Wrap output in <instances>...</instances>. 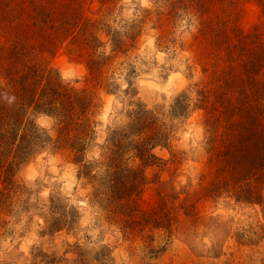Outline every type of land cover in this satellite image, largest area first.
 I'll return each mask as SVG.
<instances>
[{"label":"rangeland","instance_id":"rangeland-1","mask_svg":"<svg viewBox=\"0 0 264 264\" xmlns=\"http://www.w3.org/2000/svg\"><path fill=\"white\" fill-rule=\"evenodd\" d=\"M116 3L117 0H0V80L4 82L0 92L16 96L12 105L0 97V226L10 212L13 194L30 191L17 186L13 179L16 168L29 158L36 143L42 147L43 140L48 139H41L30 112L56 116L62 124L55 141L57 150L68 160L82 161L85 137L91 138L89 123L97 107L96 93L106 87L112 61L134 50L140 34V26L135 23L125 33L127 42L120 39L118 31L111 33L113 56L94 59L100 44L95 32L101 26L109 29L102 24L103 17ZM178 8L192 9L201 22L188 44L204 75L202 82L194 85L200 98L197 111L202 110L204 115L206 153L197 189L189 192L181 187V198L174 188L183 152L173 153L167 161L151 153L156 144L171 152L169 131L163 122L157 123L156 115L146 111L142 102L128 113L135 117L127 124L128 131L114 129L110 134L104 175L90 176L92 165H85L82 173L90 181L98 180L93 198L106 211V218L120 226L133 253L135 241L143 240L147 251L139 258L140 264H151L153 260L156 264H205L200 257L208 253L195 250L189 233L194 235V229L202 224L222 227L215 218H206L208 205L215 206L222 195L237 204H259L264 211V0H172L166 13L157 9L154 26L160 31L158 47L163 44L167 48L165 41L178 18ZM146 18H151V13H146ZM180 46L184 47L183 43ZM67 61L84 64L88 69L79 91L60 83L56 67ZM133 72L134 68H130V74ZM188 99L186 91L177 95L170 116H186ZM133 134L140 140L129 139ZM133 149L135 156L128 158L133 166H129L124 154ZM50 202V212L60 215H53L40 235L47 233L51 238L60 228L71 230L78 214L74 207L66 212L64 204L51 196ZM27 208L25 201L23 210ZM258 226L259 232L249 224L247 229L230 234L231 243L218 239L210 249L211 258L219 259L227 253L229 259L222 264H247L244 250L254 249L264 240V224L258 222ZM157 231L164 243L153 247ZM248 231L257 239H245ZM224 235H228L227 229ZM173 236H183L193 255L185 253L176 258L169 251ZM66 251L77 254L72 264H91L90 250L79 244ZM37 256L44 264H67L63 254L57 257L53 252L49 256L40 249L33 253V264ZM92 260L109 264L110 249L101 246L92 254ZM260 264H264V258Z\"/></svg>","mask_w":264,"mask_h":264},{"label":"clouds","instance_id":"clouds-1","mask_svg":"<svg viewBox=\"0 0 264 264\" xmlns=\"http://www.w3.org/2000/svg\"><path fill=\"white\" fill-rule=\"evenodd\" d=\"M171 3L172 0H117L113 10L103 17L102 24L108 25L109 29L106 31L101 26L96 30L95 36L100 44L95 48L94 59L113 56L111 33L118 31L120 39L127 42L125 33L135 23L140 26V34L134 50L112 61L106 73V87L96 93L97 107L89 123L91 138L85 137L81 162H74L73 158L68 160L57 150L55 141L62 124L56 116L45 112L29 113L41 139H48L43 140L42 147L40 143H36L29 158L16 168L13 179L17 186L30 191H20L12 196L10 212L0 226V264H33V253L37 249L49 256L53 252L57 257L63 254L67 264H72L77 254L66 249L74 244L90 250L88 259L91 264H99L92 260V254L103 245L110 249L112 260L109 264H140L139 258L147 251L143 240L138 238L135 241L132 245L135 249L133 253L129 242L122 236L120 226L106 218V211L93 198L98 180L90 181L82 174L85 165H92L90 176L99 178L104 175L111 145L108 138L114 129L128 131L127 124L135 118L128 113L136 110L137 102H142L146 111L151 110L158 118L157 123L163 122L165 130L169 131L168 144L171 152L168 147L156 144L151 147V153L165 161L173 153L185 154L173 181L176 192L182 198L181 187L187 188L189 192L197 189L206 153L204 115L202 110L197 111L200 98L194 85L202 82L204 75L196 66L195 53L188 48V44L198 33L201 22L199 15L192 9L178 8V18L169 39L165 41L167 48L163 44L158 47L160 31L154 26L157 9L166 13ZM146 13H151V18H146ZM171 40H175V43ZM181 43L184 47L180 46ZM130 68H134L132 74ZM56 70L62 85L78 91L83 87L88 74L84 64L74 61H67L62 66H57ZM3 83L0 80V85ZM133 89L135 94L132 93ZM182 91H186L189 97L186 101L188 114L171 117L170 107L174 98ZM0 97L8 105L16 101V96L8 92H0ZM59 104L56 101L57 107ZM129 139L139 141L140 136L133 134ZM134 156V149L124 154L129 166H133V161L128 158ZM135 163L139 164V160ZM78 172L81 173L79 177ZM50 196L62 202L66 212L74 207L78 214L71 230L60 228L51 238L47 233L40 235L52 216L60 215L59 212H50ZM25 201L27 211L23 210ZM207 217L215 218L222 227L202 224L194 229V235L189 233L195 250L208 253V256L200 257L205 264L210 261L211 264H222L229 259L227 253L219 259L211 258L210 249L218 239L223 238L231 243L230 234L247 229L249 224L259 232L258 222L264 224V211L259 204H237L226 195L219 197L215 206L208 205ZM66 219L70 217L66 216ZM224 229L228 230L226 237ZM153 236V247L164 243L160 232H154ZM248 236H252L253 240L257 239L251 231L245 233V239ZM171 239L169 251L176 258H182L185 253L193 255L183 236H173ZM244 251L247 264H260L261 258H264V240L256 243L254 249ZM249 257L252 258L251 261L248 260ZM104 259L107 260V257ZM35 261L36 264H44L38 256ZM151 264H156L155 260Z\"/></svg>","mask_w":264,"mask_h":264}]
</instances>
